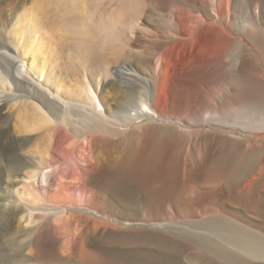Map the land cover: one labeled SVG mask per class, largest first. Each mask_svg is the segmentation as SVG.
Returning <instances> with one entry per match:
<instances>
[{
  "label": "bare ground",
  "instance_id": "bare-ground-1",
  "mask_svg": "<svg viewBox=\"0 0 264 264\" xmlns=\"http://www.w3.org/2000/svg\"><path fill=\"white\" fill-rule=\"evenodd\" d=\"M125 224L141 264H264V0H0V264Z\"/></svg>",
  "mask_w": 264,
  "mask_h": 264
},
{
  "label": "rangeland",
  "instance_id": "rangeland-1",
  "mask_svg": "<svg viewBox=\"0 0 264 264\" xmlns=\"http://www.w3.org/2000/svg\"><path fill=\"white\" fill-rule=\"evenodd\" d=\"M203 41H204V36H199L198 39H196L193 42L192 46L188 49L187 55L188 56L193 55V54L197 53L198 51H200L201 46L203 44ZM30 150H33L34 152L33 153L30 152L29 154H27V155H29L28 157L30 159L37 160V158L40 156L38 147H32V149H30ZM28 170H30V168L24 169V172H27ZM25 175H26L25 173L20 174V176H19L20 180H19L18 184L16 185V187L20 186V188H22V190L25 191L26 194L35 193L37 190V188H36L37 183L35 181H33L31 178H27ZM6 176H7V178H6ZM3 181H6V182L9 181L8 171H6L5 169L3 172ZM28 201H32V200L29 199ZM40 202H38V203H40ZM72 212L73 211H70L69 213L71 214ZM139 212H140V217L147 216V213L143 209L140 208ZM22 221H23V223H22L23 226L29 225L27 222L24 221V218L22 219ZM128 222H131V221H128ZM18 227L20 228L21 224H19ZM73 228H74V226H72V229ZM141 230L159 231V230H156L154 228H150V227L145 226V225L125 224V225H119V227L117 229L112 228V227H108L105 230H101L99 232L106 239H108L110 242H112V245H107L108 248L105 251H103L108 257H110L111 264H141L140 262H141V260H143V257H142L143 252L141 249H143V247L142 246H136L134 243L130 242V241L136 240L135 238L137 236L142 235V233H140ZM160 232H165V231H160ZM120 238L126 239L127 242H125V244H121L120 240H119ZM59 239L61 241L62 236H60ZM189 251L184 254L185 256L182 255L179 262H176L175 264H186L184 260H186L187 255H189L191 253V252L189 253ZM64 259L66 261H69L70 264H76V262L71 257H67V259L66 258H64Z\"/></svg>",
  "mask_w": 264,
  "mask_h": 264
}]
</instances>
